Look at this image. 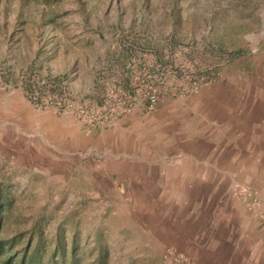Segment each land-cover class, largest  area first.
Here are the masks:
<instances>
[{"label": "rangeland", "instance_id": "rangeland-1", "mask_svg": "<svg viewBox=\"0 0 264 264\" xmlns=\"http://www.w3.org/2000/svg\"><path fill=\"white\" fill-rule=\"evenodd\" d=\"M261 81L264 0H0V240L9 246L4 256L21 264V256L39 246L41 264H157L163 254L143 250L140 211L124 208L128 196L100 195L85 184V176L101 173L95 158L57 152L48 140L33 145L35 130L14 119L11 101L19 92L28 100L40 93L47 104V97L92 104L108 86L152 88V109L137 106L121 116L136 114L126 124L132 147L122 159L184 158L196 151L205 161L248 154L252 138L246 133L225 140L222 125H215L217 139L204 136L192 120L224 115L236 102L249 118ZM177 141L180 151L173 152L167 145ZM224 141L232 144L217 146ZM250 214L264 225L251 209Z\"/></svg>", "mask_w": 264, "mask_h": 264}, {"label": "crops", "instance_id": "crops-1", "mask_svg": "<svg viewBox=\"0 0 264 264\" xmlns=\"http://www.w3.org/2000/svg\"><path fill=\"white\" fill-rule=\"evenodd\" d=\"M103 54L99 55L101 64H104ZM43 97L35 93L28 100L22 92L18 93L11 101L16 125L35 130L33 145L37 148L42 140H48L57 152L82 158L86 154L89 161L96 159V169L101 173L85 176V184H90L94 193L100 195L128 196L121 200L128 211H140V225L146 234L142 241L146 242L144 251L162 254L173 248L193 264H264V225L252 217L250 208L237 194L241 182H248L264 194L263 81L254 93L252 112L247 109L249 118L236 102L225 108L224 115L192 120L194 129L204 132V136L217 139L220 134H213L217 130L215 125H222L226 129L225 140L243 138L246 133L252 138L248 154L206 156L205 161L192 154L196 151H189L184 158L144 154L122 159L127 147H132L126 141L131 136L130 125L126 124L136 118L135 113L116 118L106 126L86 125L52 109ZM197 142L188 145V150L196 147ZM125 144L128 145L122 152ZM231 144L224 141L217 146ZM172 145L167 147H172L173 152L180 151V142Z\"/></svg>", "mask_w": 264, "mask_h": 264}, {"label": "built area", "instance_id": "built-area-1", "mask_svg": "<svg viewBox=\"0 0 264 264\" xmlns=\"http://www.w3.org/2000/svg\"><path fill=\"white\" fill-rule=\"evenodd\" d=\"M134 82L140 78L135 76ZM196 88L195 84H192ZM186 87H183V90ZM46 101L57 109L70 114L77 120L90 125H105L118 117L129 114L137 106L152 109L157 103V94L152 88L135 84L133 89L120 86H108L99 103L85 104L64 97H47ZM237 194L246 205L264 220V197L250 186L238 185ZM157 264H193L181 252L167 248Z\"/></svg>", "mask_w": 264, "mask_h": 264}, {"label": "trees", "instance_id": "trees-1", "mask_svg": "<svg viewBox=\"0 0 264 264\" xmlns=\"http://www.w3.org/2000/svg\"><path fill=\"white\" fill-rule=\"evenodd\" d=\"M8 243L6 242V240H0V264H13L15 258L12 256L9 257H5L4 256V252L8 249ZM38 250H39V246L38 248H35V251L31 254L28 255V253L23 254L20 258V263L21 264H41V258L38 255ZM64 255V252L62 251V256ZM3 258V259H2Z\"/></svg>", "mask_w": 264, "mask_h": 264}]
</instances>
